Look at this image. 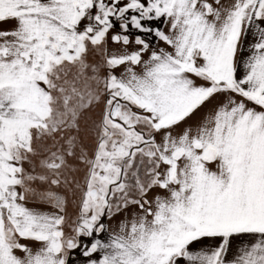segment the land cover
<instances>
[{"label": "snow or ice", "instance_id": "6c2138e0", "mask_svg": "<svg viewBox=\"0 0 264 264\" xmlns=\"http://www.w3.org/2000/svg\"><path fill=\"white\" fill-rule=\"evenodd\" d=\"M0 264H264V0H0Z\"/></svg>", "mask_w": 264, "mask_h": 264}, {"label": "rangeland", "instance_id": "374dc122", "mask_svg": "<svg viewBox=\"0 0 264 264\" xmlns=\"http://www.w3.org/2000/svg\"><path fill=\"white\" fill-rule=\"evenodd\" d=\"M73 211H74V206L69 205V212L71 213V212H73Z\"/></svg>", "mask_w": 264, "mask_h": 264}]
</instances>
